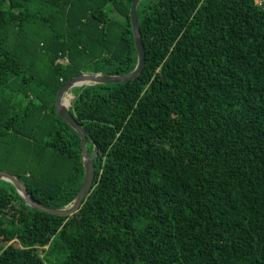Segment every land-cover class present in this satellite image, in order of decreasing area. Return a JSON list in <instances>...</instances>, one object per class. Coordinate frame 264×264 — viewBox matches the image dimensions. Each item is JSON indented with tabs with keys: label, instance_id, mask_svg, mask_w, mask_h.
Segmentation results:
<instances>
[{
	"label": "trees",
	"instance_id": "obj_1",
	"mask_svg": "<svg viewBox=\"0 0 264 264\" xmlns=\"http://www.w3.org/2000/svg\"><path fill=\"white\" fill-rule=\"evenodd\" d=\"M132 3L0 0V171L45 206L86 173L58 92L135 70ZM138 20L142 73L71 90L92 191L58 216L0 180V264H264V0H141Z\"/></svg>",
	"mask_w": 264,
	"mask_h": 264
},
{
	"label": "water",
	"instance_id": "obj_2",
	"mask_svg": "<svg viewBox=\"0 0 264 264\" xmlns=\"http://www.w3.org/2000/svg\"><path fill=\"white\" fill-rule=\"evenodd\" d=\"M141 0H133L131 6V22L134 31V38L136 43V48L138 52V65L132 73L124 75H106V74H91L85 73L80 76H75L68 80L59 90L57 95L56 110L57 113L72 126L77 133L80 135L82 140V161L85 166V179L82 185V188L75 200V202L67 208H53L45 206L38 201H36L33 196L30 194L28 188L25 186L20 177L14 176L7 171H0V180H6L15 185L17 191L24 197L27 204L32 208L44 211L53 215L58 216H72L75 214L82 206L83 201L88 197L90 192L93 189V184L95 180L96 168L95 160L98 155V147L93 141L91 134L83 127V125L78 122L74 115L70 111L71 103L66 104L64 101L65 95L69 94L70 91L82 85L90 84H115V83H124L132 80L133 78L138 77L145 65H146V50L143 44L141 30L138 20V5ZM92 141L95 145V150L93 154L90 153L87 145L88 141Z\"/></svg>",
	"mask_w": 264,
	"mask_h": 264
},
{
	"label": "rangeland",
	"instance_id": "obj_3",
	"mask_svg": "<svg viewBox=\"0 0 264 264\" xmlns=\"http://www.w3.org/2000/svg\"><path fill=\"white\" fill-rule=\"evenodd\" d=\"M73 99H74V94L72 93V91H70L69 94L65 95L64 101L66 102V104H68L71 103Z\"/></svg>",
	"mask_w": 264,
	"mask_h": 264
},
{
	"label": "built area",
	"instance_id": "obj_4",
	"mask_svg": "<svg viewBox=\"0 0 264 264\" xmlns=\"http://www.w3.org/2000/svg\"><path fill=\"white\" fill-rule=\"evenodd\" d=\"M61 61H65V62H68L69 61V59L67 58V57H64V58H62V59H60Z\"/></svg>",
	"mask_w": 264,
	"mask_h": 264
}]
</instances>
